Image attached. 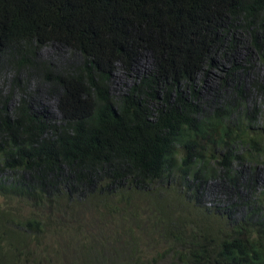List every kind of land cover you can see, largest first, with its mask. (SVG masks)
<instances>
[{
	"label": "trees",
	"instance_id": "16d2710c",
	"mask_svg": "<svg viewBox=\"0 0 264 264\" xmlns=\"http://www.w3.org/2000/svg\"><path fill=\"white\" fill-rule=\"evenodd\" d=\"M51 41L74 59L41 57ZM240 41L264 71V0H0V264H61L37 236L98 214L118 219L113 240L72 232L69 264L100 250L107 264H264V110L243 88L249 76L264 94V79L234 58ZM214 54L226 66L205 100L193 76ZM141 55L149 68L111 95L112 71ZM31 84L59 117L34 107ZM209 181L221 211L189 202Z\"/></svg>",
	"mask_w": 264,
	"mask_h": 264
},
{
	"label": "rangeland",
	"instance_id": "374dc122",
	"mask_svg": "<svg viewBox=\"0 0 264 264\" xmlns=\"http://www.w3.org/2000/svg\"><path fill=\"white\" fill-rule=\"evenodd\" d=\"M38 53L41 57L48 59L54 66L61 67L66 62L74 59L75 54L68 50V48L57 41H51L43 44L39 50ZM244 54H249L250 59L249 63L250 66H252V70L250 72H254L252 75L253 77L257 75V78L261 79L259 81H262L264 79L263 76V68L260 65L259 61L255 58V55L252 54V52H248L245 50L244 46H242L241 41L234 47L233 55L235 59H241ZM214 62L215 65H210L209 67L204 66L203 71H197L193 76V83L196 85L198 84L197 91L199 90L200 94L202 95V99H209L213 96L215 90H217V84H218V76L220 69H217V66L220 65V67H225L226 63L221 61V58L218 59V55L214 54ZM149 58L147 55H141L130 67L129 71L122 70L119 66H117L111 73L109 84H108V91L113 96H118L121 93H123L126 88L131 84L133 78L139 76L143 71L147 70L149 68ZM8 77L7 73H2L0 83L1 81L6 82V79ZM251 78V77H250ZM249 76L248 79L243 80V88L247 91H249L248 100L253 101L256 106L259 107V110H264V94L255 91L251 86L248 85ZM31 90H32V97L34 101V107L38 109H43L49 116L53 118L59 117V111L56 107L55 97L52 94H49L44 87L41 85H33L31 84ZM5 89V88H4ZM6 90V89H5ZM221 91H225L221 90ZM220 92V91H218ZM221 93V92H220ZM219 93V94H220ZM263 101V103H262ZM14 102V97L10 99V101L7 104V107H10ZM264 181V168L261 166L258 167V181L257 184H260ZM165 198L172 202L173 204L178 205V197L172 192L168 191L165 194ZM225 195L220 191L218 186L216 185V182L209 181L204 185V189H201L198 192V195L194 198L193 196L190 199V203H196V204H203V206L208 208H214L217 209V211H221L222 205L225 204L226 201H224ZM48 206H42L41 209L44 210V213ZM181 211V209H180ZM183 213L187 214V211L183 209ZM193 215V214H192ZM196 215V214H194ZM67 218V225L69 226L68 231H61L58 232H51L47 231L49 229V226L45 227L46 236H37L38 243H42L43 246L46 248V252L40 251L42 253V259H44L46 253L49 251L51 256L53 258H58L59 261H61V264H69L71 260V256H73L72 253L75 250V253L79 249V243L78 239L82 236L76 235L75 239H72L71 235L72 232L76 231L81 234H86V236L89 239H92L95 242H99L103 239L105 235H107V239L113 240L115 234H111L114 230L118 229L117 220L115 217H109V216H103L101 214L96 215L93 218V222H87L85 217L80 218L79 221L80 229L76 230L79 226L77 225H71V218L68 216H65ZM64 215L60 216V219L58 218L59 222L65 221ZM127 221V220H126ZM128 222V221H127ZM116 223V224H115ZM66 224L64 223V226ZM144 228L138 232L140 236H142V232L144 231ZM138 236V234H136ZM117 239V237H116ZM72 242V243H71ZM82 244L87 245L85 241H81ZM109 243V242H108ZM48 246H47V245ZM56 247V250L61 248L60 254H55L54 252H51L50 250L53 247ZM154 249V248H153ZM158 249V248H157ZM95 256L98 257L96 264H107V260H103L101 255H105L108 257L107 251L100 250V253L95 252L93 253ZM149 256L148 254H146ZM142 257V254L140 255ZM145 258V255H143ZM43 261V260H41ZM76 264H79L76 263ZM83 264V263H82ZM93 264V263H92Z\"/></svg>",
	"mask_w": 264,
	"mask_h": 264
}]
</instances>
